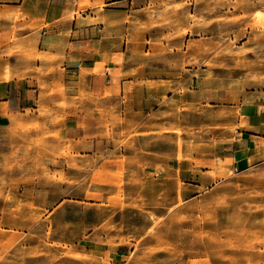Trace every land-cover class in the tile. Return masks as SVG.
<instances>
[{
    "label": "rangeland",
    "instance_id": "374dc122",
    "mask_svg": "<svg viewBox=\"0 0 264 264\" xmlns=\"http://www.w3.org/2000/svg\"><path fill=\"white\" fill-rule=\"evenodd\" d=\"M152 1L171 94L142 129L0 117V264H264V141L242 171L218 156L228 104L264 90V0ZM193 167L215 184L185 197Z\"/></svg>",
    "mask_w": 264,
    "mask_h": 264
},
{
    "label": "crops",
    "instance_id": "0c3cea01",
    "mask_svg": "<svg viewBox=\"0 0 264 264\" xmlns=\"http://www.w3.org/2000/svg\"><path fill=\"white\" fill-rule=\"evenodd\" d=\"M152 2L0 0V117L50 107L96 131H105L117 116L142 129L149 115L160 112L165 93L171 94L163 87L164 68L146 63L148 54H157L150 43L161 36L151 16L159 7ZM228 109L237 129L218 156L242 171L263 153L264 90L239 93ZM173 171L174 183L184 181L185 197L215 184L194 167Z\"/></svg>",
    "mask_w": 264,
    "mask_h": 264
},
{
    "label": "bare ground",
    "instance_id": "6f19581e",
    "mask_svg": "<svg viewBox=\"0 0 264 264\" xmlns=\"http://www.w3.org/2000/svg\"><path fill=\"white\" fill-rule=\"evenodd\" d=\"M219 159V158H218Z\"/></svg>",
    "mask_w": 264,
    "mask_h": 264
},
{
    "label": "built area",
    "instance_id": "2783aa9c",
    "mask_svg": "<svg viewBox=\"0 0 264 264\" xmlns=\"http://www.w3.org/2000/svg\"><path fill=\"white\" fill-rule=\"evenodd\" d=\"M236 171V170H235Z\"/></svg>",
    "mask_w": 264,
    "mask_h": 264
}]
</instances>
